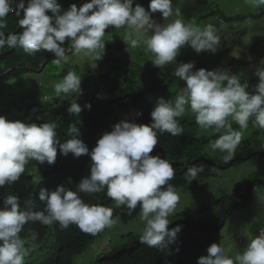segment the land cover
I'll use <instances>...</instances> for the list:
<instances>
[{"label": "clouds", "instance_id": "1", "mask_svg": "<svg viewBox=\"0 0 264 264\" xmlns=\"http://www.w3.org/2000/svg\"><path fill=\"white\" fill-rule=\"evenodd\" d=\"M13 3L14 0H0V30L7 28L5 21L10 13L20 17L23 12V18L18 20L22 32L5 36L0 31V48L22 49L29 56L40 51L52 53L56 57L52 63L57 67L68 62L66 53L70 51L91 55L94 61L100 60L105 47L104 36L110 27L130 30L123 40L127 50L143 44L154 56L153 66L160 69L175 63L180 49L185 46L197 55L202 52L215 54L221 46V38L211 25L201 30L180 19L167 24L156 23L151 18L156 13H160L164 21L181 15L171 0H151L148 12L140 5L133 7L132 0H91L79 9L73 4L62 14L57 0H29L26 7L23 0L15 7ZM246 3L254 9L264 7V0H246ZM65 41H71L70 49L61 47ZM193 67V63L180 64L174 72V76L186 85L174 106L170 101L159 99L150 113V126L128 122L116 124L110 133L98 140L91 153L77 138L75 127L70 131L73 138L61 144L53 124L37 126L9 122L0 116V188L19 182L30 161L53 166L57 147L64 157L90 155L92 162L90 176L81 180L75 192L63 186H57L51 192L39 191L38 200L45 204L44 212L21 211L19 198L15 196L9 195L3 200L0 264H25L30 252L34 251L36 234H31L28 246L20 237L29 222H39L49 228L58 224L63 229L74 224L82 233L91 236L114 227L116 221L112 219V209L89 206L77 195L99 193L105 189L115 207H126L129 215L140 207V219L145 224L140 243L163 251L176 242L177 230L169 231L168 223V217L179 203V196L169 183L175 178V171L164 159L150 155L158 144L157 132L179 135L182 129L176 121L185 115L188 107L201 130L226 133L210 143V148L226 153L222 160L228 164L235 158V151L243 139L242 132L250 120L253 127L264 130V70L258 68L255 71L259 83L255 86V94H249L246 91L248 84H242L238 76L220 69L193 71ZM80 85L81 79L68 72L54 85V92L57 98L82 95ZM85 107L90 110V105ZM67 111L69 115L78 116L82 109L73 103ZM229 118L241 131L232 130ZM199 171L194 167L187 169L185 179L189 184L196 180ZM258 233L242 254L229 256L224 248L213 243L207 249V256L200 257L197 264H264V231Z\"/></svg>", "mask_w": 264, "mask_h": 264}, {"label": "trees", "instance_id": "2", "mask_svg": "<svg viewBox=\"0 0 264 264\" xmlns=\"http://www.w3.org/2000/svg\"><path fill=\"white\" fill-rule=\"evenodd\" d=\"M23 1L26 2V7L29 0ZM19 2L20 0H14L12 6L15 7V4ZM89 2L91 0H57L61 14L73 4L79 9ZM150 2L151 0H132V5L133 7L140 5L147 10ZM263 14L264 9L258 11L256 17L262 18ZM46 15L51 16L52 14L46 13ZM22 18L23 12L20 17L10 13L5 21L7 28L0 31H3L5 36L19 34L22 29L18 27V20ZM232 20L240 21L241 18H225L227 23ZM113 29L110 27L106 32ZM61 47L70 49L71 41H65ZM53 55L40 51L29 56L22 49L0 48V89L24 75L39 72L44 63L43 70L45 71L49 63L56 58ZM120 69L121 67L116 68V70ZM94 77L91 74L86 76L84 83L86 82L89 88L85 94H71L61 104L59 103L61 99H54V103L41 105L28 103L25 98L19 97L16 101H22V105L18 107L20 112L13 111L10 103L3 106L0 116L7 117L9 122L26 120L22 123L37 126L44 123L53 124L57 133L56 138L61 144L73 138L70 131L75 127L78 129L77 138L91 153L98 140L104 134L110 133L116 124L128 122L150 126L152 123L150 113L154 110L157 101L164 99L172 102L174 106L177 96L186 86L175 76L163 75L150 64L144 68L132 67L125 73L122 82L118 76H110L109 71ZM73 103L82 109L78 116L69 115L67 111ZM85 105H90V110ZM12 112L15 113L14 118L11 115ZM176 122L182 129L181 133L171 136L168 133L157 132L158 144L150 154L172 165L175 178L169 183L175 191L189 189L191 183L197 181L216 179L223 171L233 167L264 159V130L253 127L252 120L249 121L245 130L249 133V138L242 140L235 151V158L228 164L223 163V160L211 159L204 152L205 146L226 133L221 132L210 137L199 138L200 128L196 125L193 115H184ZM232 130L241 131L235 123L232 124ZM57 154L59 155L53 166H40L41 179L39 181L35 180L32 166L29 163L19 182L10 187L0 188V210L3 209V200L9 195L19 198L21 211L29 210L35 213L44 212L45 209V204L38 200V193L41 189L51 192L57 186H63L75 192L81 180L90 176L92 164L90 155L74 158L69 154L64 157L60 154L59 147H57ZM189 167L200 170L196 180L190 184L185 179V173ZM262 183H264V173H257L243 180L232 194H224L218 199L215 204L217 213L211 220H198L190 212L170 217L168 219L169 231L177 230V240L163 251L140 243V236L130 235L123 238L121 245L99 255L92 264H194L204 256L208 247L220 241L222 230L233 212L249 204L253 190ZM106 192L105 189L99 193H77V195L89 206L112 209V219L120 220L125 225L138 218L139 206L129 215L126 207L116 208L114 202L108 199ZM33 233L37 237L34 241L35 249L30 252L25 264H75V259L87 253L100 236V234L86 235L74 224L63 229L58 224L49 228L39 222H29L20 233L26 246L31 241Z\"/></svg>", "mask_w": 264, "mask_h": 264}, {"label": "rangeland", "instance_id": "3", "mask_svg": "<svg viewBox=\"0 0 264 264\" xmlns=\"http://www.w3.org/2000/svg\"><path fill=\"white\" fill-rule=\"evenodd\" d=\"M171 3L174 9L180 10L179 17L173 16L168 21H164L161 14L156 13L151 15V18L158 24H167L180 19L183 23H192L193 26L200 27L201 30L205 26L211 25L221 38V46L215 54L202 52L197 55L190 47L185 46L180 49L175 63L160 69L153 66L151 62L154 56L147 51L143 44L136 49L129 48L127 50V45L123 40L130 30L126 28L113 29L105 33L104 42L107 49L101 53L103 55L100 60L94 61L91 55L83 53L79 55L72 53L68 55V62L62 63L60 67L50 62L45 71L43 70L44 72L29 73L12 83L3 85L4 91L0 89V111L3 106L10 103L13 111H19L18 107L22 105V101H16L19 97L25 98L28 103L41 105L54 103V99H61L59 102L61 104L71 94L57 98L54 85L60 83L68 72L75 73L81 79L80 89L85 94L89 86L84 81L89 74H103V71L107 70L110 72V76H118L122 82L125 73L132 67L144 68L147 64L158 69L163 75L173 76L180 64L193 63V71L220 69L229 75L238 76L242 84H248L246 91L249 94H255L254 89L259 83V79L254 73L258 68L264 70V14L262 18H257L256 13L264 7L254 9L246 3V0H171ZM145 11L148 12L149 8ZM235 17H239L241 20L225 22V18ZM120 67V70H116ZM11 115L13 118L15 117L14 112ZM185 115H192L190 108H185ZM4 118L8 121L7 117ZM25 121L22 120V122ZM229 122L232 123L231 118H229ZM214 134L216 133L211 129L208 131L200 129L198 137H210ZM242 137V140L249 138V133L244 130ZM204 152L216 161H221L226 155L219 150L212 151L210 145L205 146ZM29 163L32 166L35 180L39 181L41 179L40 166H45L47 163L44 165H40L36 161ZM257 173H264V159L248 162L240 167H233L223 171L216 179L197 181L191 183L189 189L175 191L179 196V203L175 212L168 219L183 212L192 213L198 220L213 219L217 213L215 204L218 199L224 194H232L243 180ZM115 221L114 227L99 233V239L87 253L75 259V264H92L99 255L121 245L123 238L143 234L145 224L141 221L140 216L127 225L120 220ZM261 229H264V183L255 187L249 204L233 212L222 230L221 239L217 245L224 248L229 256L234 253L242 254L246 249L245 246L259 235L258 232ZM204 256H207V251Z\"/></svg>", "mask_w": 264, "mask_h": 264}, {"label": "water", "instance_id": "4", "mask_svg": "<svg viewBox=\"0 0 264 264\" xmlns=\"http://www.w3.org/2000/svg\"><path fill=\"white\" fill-rule=\"evenodd\" d=\"M72 52L70 51L69 53H66V55H70ZM53 56H55V55H53ZM44 66H45V63L43 64V66H42V68H41V70L39 71V72H42L43 71V68H44ZM37 72V71H36Z\"/></svg>", "mask_w": 264, "mask_h": 264}, {"label": "built area", "instance_id": "5", "mask_svg": "<svg viewBox=\"0 0 264 264\" xmlns=\"http://www.w3.org/2000/svg\"><path fill=\"white\" fill-rule=\"evenodd\" d=\"M261 231H264V229H263V230H260V232H261Z\"/></svg>", "mask_w": 264, "mask_h": 264}, {"label": "crops", "instance_id": "6", "mask_svg": "<svg viewBox=\"0 0 264 264\" xmlns=\"http://www.w3.org/2000/svg\"><path fill=\"white\" fill-rule=\"evenodd\" d=\"M105 71H107V70H105ZM139 216H140V215H139ZM245 247H247V245H246Z\"/></svg>", "mask_w": 264, "mask_h": 264}, {"label": "bare ground", "instance_id": "7", "mask_svg": "<svg viewBox=\"0 0 264 264\" xmlns=\"http://www.w3.org/2000/svg\"><path fill=\"white\" fill-rule=\"evenodd\" d=\"M12 83V82H11Z\"/></svg>", "mask_w": 264, "mask_h": 264}]
</instances>
